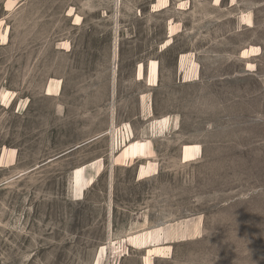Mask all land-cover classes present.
Masks as SVG:
<instances>
[{
    "label": "rangeland",
    "instance_id": "1",
    "mask_svg": "<svg viewBox=\"0 0 264 264\" xmlns=\"http://www.w3.org/2000/svg\"><path fill=\"white\" fill-rule=\"evenodd\" d=\"M0 264H264V0H0Z\"/></svg>",
    "mask_w": 264,
    "mask_h": 264
},
{
    "label": "bare ground",
    "instance_id": "2",
    "mask_svg": "<svg viewBox=\"0 0 264 264\" xmlns=\"http://www.w3.org/2000/svg\"><path fill=\"white\" fill-rule=\"evenodd\" d=\"M118 47L115 49V60L116 61H118ZM114 63H115V61H114ZM164 122H167L166 120H164L163 121V123ZM84 192V183H83V181H81V182H79V184H78V193L81 195V196H83V193ZM144 239H147V236H146V234L145 235H143V236H137L136 238H134V242H135V244H139L140 242H143L144 241ZM146 241V240H145ZM146 244V243H145ZM144 246V245H143ZM106 253V250L103 248L102 249V251H101V255H100V259H99V263L101 262V259H103V254H105Z\"/></svg>",
    "mask_w": 264,
    "mask_h": 264
}]
</instances>
